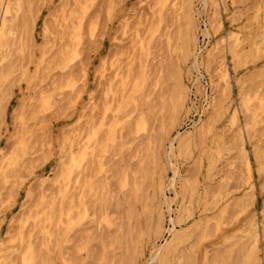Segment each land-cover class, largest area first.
Segmentation results:
<instances>
[{"label": "rangeland", "instance_id": "374dc122", "mask_svg": "<svg viewBox=\"0 0 264 264\" xmlns=\"http://www.w3.org/2000/svg\"><path fill=\"white\" fill-rule=\"evenodd\" d=\"M9 1L13 8L7 16L8 18L13 17L8 24V38H6L0 53V58H5L2 60L3 62L0 59V244L4 238L3 241H7V244L4 242L6 245L3 243L2 245L11 246L13 242L10 238H13L14 229L17 227L15 225L18 223L17 220L13 221L21 216L22 211H27V207L31 203L39 201L37 194L42 192L38 191L45 189V193L52 196L58 191V186L61 184L66 194L71 196L68 200L74 199L73 194L67 191L72 189L71 192H73L74 190L73 181L76 168L69 160L71 151L75 148L76 127L79 122H85L88 114L92 112V102L98 103L100 99H103L104 86L102 88V83L104 78L101 75L109 72V69H102L103 60L107 59L109 56L107 54L116 47L115 44L121 43L127 46V40H130L132 33L138 29L139 36L143 38L144 48L137 49L136 64L144 67L146 71L144 89L143 85H139L140 87L138 86L133 91L131 89L132 99L116 112L115 118L111 116L110 119V115H108V119L106 118L108 124L113 125L114 130L109 146L105 147V149L108 148V152L105 150L102 154L103 159L101 158L98 175L107 185H104V188L98 192L100 198L97 196L98 193L93 196L95 207L93 204L88 216H84L80 220L75 214L76 217L71 216L72 220L70 218L69 222H63V227L71 225L67 231V241L63 239V231L59 228L61 221L56 220L59 227H56L55 231L61 232L58 235L59 238L52 240L51 243L54 244H51L52 246L49 242L47 244V240L45 241L51 249L53 248L50 252L52 262L63 264L62 258L69 255L67 258L71 259L70 254H72V259L77 256L83 258L79 260L77 257L79 261L83 260L80 262L81 264L87 260L88 262L85 264H159L151 259L155 245L159 246L170 240L172 233L168 230L175 232L185 228L190 232L176 249L168 252L169 264H191L192 260V264H228L236 259L237 263L241 260L242 262L239 263L242 264L243 261L253 260L247 256V252L248 255L250 254L248 249L250 250L252 243L258 244L257 248L260 252H257L261 260L259 261L264 264V238L260 231L261 222L264 221L262 214L264 189L261 187V180L255 169L258 162L253 155L255 146L256 149L258 147L264 152V44L262 43V39H264V0H210L205 9H203L201 0H167L168 2L165 0H117V2H115L116 0H81L80 7L83 9V13L82 25L79 30L76 28L77 20L75 18L72 21H66L68 9L76 6L74 5L75 0ZM160 1L163 2V5ZM7 2L8 0H0V18L3 15L2 8L6 6ZM68 2L70 7L67 6ZM18 3L22 8H18L20 7ZM161 6L166 14V20L162 21L163 23L158 21L159 13H152V10L159 9ZM183 6L186 10L189 8V13L193 15L194 30L198 38L197 46L194 45L192 48L195 50L191 51L193 54L190 52L188 57L182 55L179 47L182 35L188 27H186L187 24L183 18L186 11ZM193 10L195 11L193 12ZM198 10H200L199 13ZM213 10L218 13L220 28H216L210 23V13L214 12ZM170 15L173 16V18L171 17L172 21ZM123 18H128L129 25L127 33L124 34L120 29ZM21 23L23 26L25 24L26 27H29H22ZM12 26L14 31L11 29ZM206 26L209 27L210 34L202 33V29H205ZM231 31L238 33L242 39L239 45L241 49L237 48L239 55L236 57H233L228 49ZM74 33L78 35V38L74 36ZM67 34L68 36H66ZM167 34L171 36L170 41H167ZM122 38L123 40H121ZM55 41H57L56 44ZM204 47L207 51L210 50V57L213 60L204 61L197 70L193 65L192 58L197 54L200 60L203 55L208 58L205 55ZM201 48L203 49L199 54ZM217 62L226 63L224 65H226L230 83L227 97L223 94L222 82L215 85L218 74L216 69L219 67ZM106 65L109 66L107 62ZM82 66L85 68L82 69ZM3 72H6V75ZM82 73H85L84 76L86 75V82L83 80ZM78 74L81 79L83 78L82 80ZM73 75H77L79 80L77 76ZM197 78L199 85L196 82ZM30 87L31 89H29ZM131 88L133 87L131 86ZM45 90L47 91L45 92ZM76 91H81V93L78 92L79 98H77V93H74ZM145 92L147 94L150 92V94L147 95ZM74 95H76V100ZM242 95L247 98L248 109L241 104ZM180 96H183V105L181 110L177 111L173 104ZM234 107L237 110V121L232 123L230 111ZM83 112L86 115L82 114ZM81 115L85 116L81 117ZM199 115L208 124L203 133L193 134L189 138L188 144H178V141L174 140L173 151L168 155L170 139L175 137L178 131L190 130L193 121H197ZM21 118L24 119V122L21 121ZM247 120L251 122L249 123L251 124L249 132L244 129V123ZM239 128H241V135L238 132ZM15 137L20 138H16L15 141ZM242 146L250 162L254 181L255 200L249 205L247 212L241 211V206L238 204L240 200L238 197L250 192L248 191L250 188L245 185L246 166L240 155ZM22 148H26V150ZM66 162L68 163L66 164ZM61 166L64 170L70 169L68 179L63 180ZM11 167L14 171L13 174L21 173V175H11L12 171H9ZM14 168L18 171L17 173ZM174 170L176 172L175 188L165 187L163 196L160 195L162 193L157 191L158 173L161 172L165 178H170L173 176ZM124 171L128 173L127 180L128 176L131 179L136 174V177L139 176L137 179L140 185H144V189L141 187L140 191L137 190V195L132 187L134 178L133 181L130 180L129 185L128 183L124 184ZM6 172L9 175L7 178H5ZM184 184L187 189L189 188L188 193L184 195V200L181 195L176 198L175 189L180 190ZM193 184L196 185L197 191L191 196L189 190H192ZM69 185L70 189H68ZM29 186L33 190H30ZM130 186L132 190L128 191ZM128 192H131V195L127 196ZM142 193H145L144 196ZM26 195L27 199L30 198L26 202L27 205L23 203L26 200ZM55 195L60 200L61 194L57 192ZM127 197L132 198H128L130 202ZM164 198L170 201L176 198L169 204L172 211L168 212L167 204L161 202ZM31 199L34 200L30 201ZM100 199L104 202L101 205L103 207L101 214L103 215H99ZM58 202L60 203V201ZM184 203L187 206L191 205L192 209L189 211L193 213L188 217L186 225L184 222H180L181 224H177L176 228H172L169 219L170 217L177 218L179 209ZM32 204L33 208L35 205ZM159 204L164 212L161 234L156 233L153 229L145 228L143 221L147 210ZM21 205L25 206H22L21 209ZM237 205L238 207L235 208ZM127 209H132L142 221L141 227L139 226L137 230L132 228L133 223L130 224L135 219L128 218ZM19 211L22 213L19 214ZM94 214L97 215V219ZM252 214L257 232L254 238L249 234H252V231L248 232V218L252 217ZM196 219L201 220H199L198 227L193 226V223L197 224L198 222ZM215 219L220 223V229L217 231ZM95 222L97 223L95 224ZM77 224L81 231L75 227ZM92 224L96 225L98 229ZM206 224L211 227H208L207 231L205 230L207 236L203 235ZM81 226L83 229L80 228ZM85 228L86 230H84ZM75 232L76 234H74ZM81 232L85 234L83 235ZM248 242L251 244L249 245ZM60 244H65V248L63 246L65 250L73 248L72 252L77 254L74 256L71 249L64 252L63 248L61 254L62 246ZM91 246L94 250L90 248ZM95 247H98L97 251ZM198 247L199 250L196 251ZM182 250L185 253H182ZM218 252L223 254L224 258L220 256L222 260L219 255L216 257ZM94 253L98 257H95ZM3 254H6V251L1 256ZM187 255L191 258L186 257ZM91 258L93 260H90ZM216 258L217 260L219 258V261H215ZM3 262L7 264L6 260ZM15 264L20 263L16 262Z\"/></svg>", "mask_w": 264, "mask_h": 264}, {"label": "bare ground", "instance_id": "6f19581e", "mask_svg": "<svg viewBox=\"0 0 264 264\" xmlns=\"http://www.w3.org/2000/svg\"><path fill=\"white\" fill-rule=\"evenodd\" d=\"M2 1V0H1ZM7 1V0H6ZM12 1H15V0H12ZM63 1V0H62ZM80 1L81 0H75L74 1V5H76L75 6V8H73L72 7V9L71 8H69L70 6H69V2H68V5L67 6H69L68 8V11H69V13H68V17H66V21H69V20H71L72 21V19L73 18H75L76 20H77V26H76V28L79 30V28L81 27V25H82V13H83V9L80 7ZM122 1V0H121ZM165 1H167V0H165ZM202 1V3H203V9H205V7H206V4H208V2L210 1V0H201ZM18 2V1H17ZM16 2V3H17ZM115 2H117V0L115 1ZM114 2V3H115ZM156 2V1H155ZM154 2V4L155 5H157L156 3ZM168 2V1H167ZM166 2V3H167ZM214 2V1H213ZM6 3V2H5ZM16 3H15V5H16ZM56 3V2H55ZM158 3H159V1H158ZM160 3H161V1H160ZM184 3V2H183ZM4 4V3H3ZM20 3H18V6H20V7H18V8H22L21 7V5H19ZM24 4V3H23ZM162 5H163V2L161 3ZM168 4V3H167ZM12 3L8 0V2H7V4H6V6H5V4H4V6L5 7H3L2 9H3V15L1 16V18H0V53L2 52L1 51V49H2V47L4 46V42H5V40H6V38H8L7 37V30H8V24H9V22H11V19H12V17L10 18H8V16H7V14L8 13H10L12 10ZM64 6H65V3L63 4ZM62 5V6H63ZM71 5V4H70ZM166 5V4H165ZM187 5V4H186ZM190 5V4H189ZM14 6V5H13ZM23 6V5H22ZM28 6V5H27ZM60 6V5H59ZM63 6V7H64ZM158 6V5H157ZM167 6V5H166ZM191 6V5H190ZM153 7V6H152ZM180 7V6H179ZM184 7V9H185V6H183ZM187 7H189V6H187ZM61 8V7H60ZM166 8V7H165ZM65 9H67V8H65ZM70 9H71V11H70ZM74 9H75V11H74ZM157 8H155L154 10H152V13H159L158 14V21H159V23L161 22V23H163L162 21H165L166 20V18H165V16H166V14H165V10L163 9V6H161L159 9H157ZM167 9V8H166ZM217 9V8H216ZM23 10V9H22ZM186 10V9H185ZM184 10V11H185ZM189 8L184 12V14H183V18H184V20H185V24H187L186 25V30L184 31V34L182 35V41H180L181 42V45L179 46L180 47V50H181V52L183 53L182 55H185V56H187L188 54H190V52L191 51H193V50H195V48L194 49H192L193 48V46L194 45H196V43H197V40H198V38H197V35L195 34L196 33V31L194 30V26H195V22H194V18H193V15L192 14H190L189 13ZM215 10V9H214ZM213 10V11H214ZM14 11H15V9H14ZM65 11V10H64ZM117 11V10H116ZM195 10H193V12H194ZM197 11V10H196ZM211 11H212V9H211ZM118 12V11H117ZM181 12H182V9H181ZM191 12H192V10H191ZM200 12V10H198V13ZM59 13V12H58ZM181 14V13H180ZM218 13H216L215 11L214 12H211L210 13V19H211V21H210V23L212 24V26H216V28H220V26H221V23H220V20H219V17H218V15H217ZM0 15H1V13H0ZM53 15V14H52ZM10 16V15H9ZM111 16H112V13H111ZM124 16H126V15H124ZM157 16V15H156ZM195 16V15H194ZM173 18V16H171L170 15V19H171V21H172V18ZM182 18V19H183ZM121 19V18H120ZM59 20V19H58ZM76 20H75V23H76ZM196 20V19H195ZM25 22H26V20H25ZM24 22V23H25ZM64 22H65V20H64ZM23 23V24H24ZM62 23V22H61ZM26 24V23H25ZM25 24H24V26H25ZM28 24H31V23H28ZM67 24H68V22H67ZM74 24V23H73ZM184 24V23H183ZM62 25V24H61ZM60 25V26H61ZM15 26H17V25H15ZM14 26V27H15ZM21 26L22 27H24L23 25H22V23H21ZM31 26V25H30ZM65 26H66V24H65ZM68 26V25H67ZM119 26V25H118ZM127 26H129L128 25V18H123V20L121 21V24H120V29H121V33L122 34H124V33H127ZM27 27H29V26H27ZM26 26H25V28H27ZM46 27V26H45ZM181 27H182V25H181ZM25 28L23 29L24 30V32H25ZM31 28V27H30ZM119 28V27H118ZM178 28H180V27H178ZM11 29L13 30V26L11 27ZM45 29V28H44ZM46 29H47V27H46ZM144 29V28H143ZM215 29V28H214ZM118 30V29H117ZM197 30V29H196ZM14 31V30H13ZM16 31V30H15ZM179 31H180V29H179ZM217 31V30H216ZM10 32V31H9ZM31 32V31H30ZM58 32V31H57ZM82 32V31H81ZM22 33H23V31H22ZM115 33H117V32H115ZM167 33H169V32H167ZM183 33V32H182ZM202 33L203 34H210V29H209V27H207L206 26V28L205 29H202ZM25 34H26V32H25ZM76 33H74V36L76 37V38H78V35H75ZM131 34V33H130ZM176 34H178V33H176ZM117 35V34H116ZM181 35V34H180ZM262 35V34H261ZM66 36H68V34L66 35ZM13 37H15V36H13ZM113 37V36H112ZM114 37H115V35H114ZM171 36H169L168 34H167V41H170L169 39H171L170 38ZM230 40H229V47H228V49H229V51H230V53L232 54V56L233 57H236V56H238L239 54H238V51H237V48H240V43H241V37L238 35V33H235L234 31H231L230 32ZM181 38V37H180ZM13 39V38H12ZM117 39V38H116ZM228 39V38H227ZM245 39V38H244ZM251 39V38H250ZM32 40V39H31ZM47 40V39H46ZM121 40H123V38L121 39ZM263 40V44H264V39H262ZM128 41V42H127ZM126 42H127V46L126 45H124V44H121V43H118V44H115V48L112 50V51H110L109 52V54H107V55H109L108 57H107V59H104L103 60V67H102V69H109V72H103L104 74H102L101 76L104 78V81H103V83H102V88H103V86H104V93H103V99H100L99 101H98V103H96V102H92V104H93V107H92V112L90 113V114H88V117H87V119H86V121L85 122H79L78 123V127H76V129H77V132L75 133L76 134V138H75V148L72 150V148H71V154H70V156H71V159L69 160V161H71V164L72 165H74L75 167L74 168H76V171L75 170H73V171H75V175H74V185H73V192H71V190H68L67 192H69L70 191V193H72L73 195L72 196H74L73 198L74 199H70V201L68 200L69 199V197H71V196H69L68 194H66V192H65V189L63 188V186L60 184L59 186H58V191H56V193L58 192L59 194H61V198H60V200H58V197L55 195L56 193H54V195H52V196H48V194L47 193H45V189H41L42 191H38V192H42V193H38L37 195L39 196V201L35 204H32V205H35V206H33V208H32V206H31V204L29 205L30 206V208H29V206L27 207L28 209H27V211L25 212V211H22V210H20V211H22V212H20L19 211V214L20 213H22L21 214V216H19V218H17V219H15L13 222H15L16 220L18 221V225L16 224H14L15 225V227H16V229H14V226H13V228H12V230L14 229V236H13V234H12V236H13V238H10V240H12V244H11V246H3L2 245V243L3 244H5L4 242H6V244H7V241H3L4 240V238H2L1 240V244H0V264L1 263H3V264H6L5 262H3V260H6V262H7V264H15L16 262H19L20 264H55V263H53L52 262V257H51V255H50V252L52 251V249H51V247L50 246H52V245H54V244H52L51 242H52V240L54 239H58L59 238V234L61 233V232H59V231H55V230H57V228L56 227H59V225H60V230H62L63 231V233H62V235H63V239L65 240V241H67L68 240V235H67V231L71 228V225L70 224H68L67 225V227H63V222L65 223V221L66 222H69V219L71 218V216L73 215L74 217H76V215H78V217H79V219L81 220V218L82 217H86V216H88V214L90 213V210H91V207L93 206V204H94V201H93V196H95V195H97V193L100 191V190H102L103 188H104V185H107V184H104L103 183V181H102V178H101V176L99 177V175H98V173H99V169L101 168V160L103 159L102 158V154H104L103 152L106 150V152H108V148L107 149H105V147L106 146H109V143L111 142V139H112V133H113V130H114V128H113V125H111V124H108V122L106 121V118L108 117V115H110V119L114 116V118H115V114H116V112L118 111V110H120V108L125 104V103H127L128 101H130L132 98H131V96L133 97V95L131 94V92H130V90L131 91H133L135 88H137L139 85H143V89H144V84H145V81H146V74H145V70H144V67H142V66H137V64H136V61H137V58H136V51H138L137 49L139 48V47H143L144 48V45H143V38L142 37H140L139 36V33H138V29H135V31H134V33H132V36H131V38H130V40H127ZM56 42L57 41H55V44H56ZM255 42V41H254ZM7 43V42H6ZM15 43V42H14ZM74 43V42H73ZM252 43H253V40H252ZM256 43V42H255ZM250 44H251V42H250ZM61 46H62V44H60ZM242 45V44H241ZM8 46V45H7ZM197 46V45H196ZM11 47V46H10ZM8 48V47H7ZM202 49L203 48H201L200 49V52H199V54L202 52ZM204 49H205V47H204ZM241 49V48H240ZM244 49V48H243ZM243 49H242V51H243ZM263 49H264V46H263ZM4 50H5V48H4ZM9 50H10V48H9ZM23 50V49H22ZM43 50H44V48H43ZM248 50H249V48H248ZM251 51V50H250ZM260 51H261V49H260ZM44 52V51H43ZM74 52H75V49H74ZM180 52V53H181ZM205 52H206V56L208 57V58H205V56L203 57L202 56V59L200 60L199 58H198V54L197 55H193L194 57L192 58L193 59V65L195 66V68L198 70L200 67V65L201 64H203L204 63V61H212L213 59L210 57V50H208L207 51V49H205ZM240 52V51H239ZM245 52V51H244ZM192 53V52H191ZM240 53H242V52H240ZM193 54V53H192ZM191 54V55H192ZM255 54V53H254ZM77 55V54H76ZM106 55V56H107ZM2 56V55H1ZM190 56V55H189ZM241 56V55H240ZM4 57V56H3ZM2 57V58H3ZM5 57H7V56H5ZM188 57V56H187ZM213 57V56H212ZM205 58V59H204ZM210 58H211V60H210ZM1 59V58H0ZM5 58H3V59H1V61L2 60H4ZM215 59V58H214ZM43 60V59H42ZM141 60V59H140ZM219 60V59H218ZM224 61V60H223ZM3 62V61H2ZM108 63L109 64V66H105V63ZM19 63V62H18ZM41 63V62H40ZM213 63V62H212ZM216 64H218V68L216 69V70H218V74H217V82L215 83V85L217 86L218 84H221V82H222V87H223V94L227 97V95H228V92H229V87H230V83H229V76H228V71H227V68H226V65H224V64H226V63H224V62H217ZM10 66V65H9ZM18 66V65H17ZM38 66H39V64H38ZM215 66V67H216ZM83 67L84 66H82L81 68L83 69ZM7 68V67H6ZM5 68V69H6ZM80 68V69H81ZM85 68V67H84ZM1 69H3L2 67H1ZM22 69V68H21ZM101 69V68H100ZM79 70V69H78ZM77 70V71H78ZM103 70V71H104ZM215 70V71H216ZM1 71H3V70H1ZM25 71V70H24ZM81 71V70H80ZM85 71V70H84ZM101 71V70H100ZM8 72V71H7ZM4 74L6 73V72H3ZM73 73H74V71H73ZM85 73H86V71H85ZM84 73V74H85ZM102 73V72H101ZM3 74V75H4ZM77 74V73H76ZM83 74V73H82ZM84 74H83V76H84ZM1 75V74H0ZM6 75V74H5ZM71 75H72V72H71ZM79 75V74H78ZM73 76H77V75H73ZM86 76V75H85ZM85 76L82 78L85 82H86V80H85ZM79 77H80V79H81V76L79 75ZM78 76H77V79L79 78ZM9 78V77H8ZM81 79V80H82ZM79 80V79H78ZM82 82V81H81ZM84 82V83H85ZM196 82L198 83V85H199V80H198V78L196 79ZM8 84V83H7ZM104 84V85H103ZM81 86V85H80ZM131 86L133 87V88H131ZM213 86H214V84H213ZM140 87V86H139ZM33 88V87H32ZM29 89H31V87L29 88ZM41 89V88H40ZM49 89V88H48ZM42 90V89H41ZM40 90V91H41ZM51 90V89H50ZM103 90V89H102ZM199 90V89H198ZM40 91H39V93H40ZM47 90H45V92H46ZM82 91V90H81ZM81 91H76V92H74V93H77L76 95L78 96L77 98H79V96L80 95H78L79 93L78 92H80L81 93ZM182 91H184V88H182ZM73 93V92H72ZM144 93V92H143ZM146 93V92H145ZM182 93V92H181ZM9 94V93H8ZM41 94V93H40ZM43 94V93H42ZM147 94V93H146ZM149 94H150V92H149ZM149 94H147V95H149ZM33 96H34V94H32ZM76 95H74V98H75V96ZM179 95V94H178ZM244 95V94H243ZM242 95V97H241V104L242 105H244L245 107H246V109H248L247 107H248V104H247V98L245 97V96H243ZM7 96V95H6ZM5 96V97H6ZM32 96V97H33ZM224 96V97H225ZM23 97V96H22ZM27 97V96H26ZM29 97V96H28ZM51 97V96H50ZM183 97V96H182ZM181 96L180 97H177V99L176 98H174V99H176V101H175V104H173L172 106L177 110V111H179V110H181V108H182V105H183V98H182ZM73 98V99H74ZM77 98H75V100L77 99ZM72 99V98H71ZM70 99V100H71ZM149 99V98H148ZM144 100V99H143ZM167 100V99H166ZM184 100H185V98H184ZM2 101V100H1ZM41 101V100H40ZM72 101V100H71ZM78 101V100H77ZM76 101V102H77ZM74 102V101H73ZM145 102H146V100H145ZM172 103H174V102H172ZM24 104V103H23ZM211 104V103H210ZM225 104V103H224ZM227 104V103H226ZM75 105V104H74ZM101 105V106H100ZM87 107V106H86ZM85 107V108H86ZM229 107V106H228ZM237 107V106H236ZM84 108V107H83ZM84 108V109H85ZM88 108V107H87ZM204 108V107H203ZM240 108V107H239ZM88 110V109H87ZM177 111H175V112H177ZM251 112V111H250ZM86 113H87V111H86ZM130 113V112H129ZM173 113V112H172ZM179 113V112H178ZM204 113V112H203ZM82 114H85L84 112L82 113ZM208 114V113H207ZM226 114V113H225ZM251 114H254V113H251ZM86 115V114H85ZM85 115H81V117L82 116H85ZM124 115V114H123ZM112 116V117H111ZM200 116V115H199ZM1 117V116H0ZM79 117H80V115H79ZM125 117V116H124ZM206 117V116H205ZM119 118H120V116H119ZM230 118H231V122L232 123H235L236 121H237V110H236V108L234 107V109H232L231 111H230ZM1 119V118H0ZM3 119V118H2ZM22 119V118H21ZM108 119V118H107ZM208 119H209V117H208ZM24 119H22L21 121H23ZM128 120H130V119H128ZM127 120V122H129ZM252 120V119H251ZM250 120V121H251ZM24 122V121H23ZM230 122V121H229ZM41 123V122H40ZM125 123V122H124ZM249 123H251V122H249L248 120L244 123V129L247 131V132H249L250 131V125L251 124H249ZM21 124V123H20ZM131 124V123H130ZM206 125H208L206 122H205V120H204V118L202 117V116H200L199 118H198V120L197 121H193V124L191 125V129L190 130H184V131H178L177 132V134H176V136L175 137H173V138H171L170 139V151L169 152H167L168 153V155H169V153L171 154V152L173 151V141L174 140H177L178 141V144H188L189 143V138L193 135V134H202L203 133V130L205 129V127H206ZM76 126H77V124H76ZM106 126V127H105ZM20 127H21V125H20ZM42 127V126H41ZM240 127V126H239ZM127 129V128H126ZM209 129V128H208ZM240 129L241 128H239L238 129V132H239V134L241 135V131H240ZM20 131V129L18 130V132ZM131 131V130H130ZM14 132H15V129H14ZM18 132H17V134H18ZM109 132V133H108ZM24 133V132H23ZM74 134V133H73ZM121 134V133H120ZM247 134V133H246ZM122 136V135H121ZM120 136V137H121ZM251 136V135H250ZM119 137V138H120ZM198 137V136H197ZM16 138H18V137H15V141H16ZM20 138V137H19ZM18 138V139H19ZM25 138V137H24ZM118 138V139H119ZM241 138V137H240ZM18 139H17V141H18ZM23 139V138H22ZM26 140V138L24 139V141ZM249 140V139H248ZM72 141V140H71ZM110 141V142H109ZM236 141V140H235ZM241 141H242V138H241ZM21 142H22V140H21ZM74 142V141H73ZM72 142V143H73ZM115 142V141H114ZM118 142V141H117ZM120 142H121V140H120ZM31 143H32V141H31ZM116 143V142H115ZM119 143V142H118ZM239 143V142H238ZM253 143V142H252ZM69 144V143H68ZM104 144H105V146H104ZM114 144V143H113ZM242 144V143H241ZM28 145V144H27ZM70 145V144H69ZM116 145V144H115ZM118 145V144H117ZM29 146V145H28ZM181 146V145H180ZM26 147V146H25ZM31 147V146H30ZM70 147H71V145H70ZM112 147H113V145H112ZM121 147V146H120ZM182 147V146H181ZM118 148V147H117ZM242 148V151H240L241 152V156H242V158L244 159V161L243 162H245V185L246 186H248L250 189L248 190V191H250V192H248L247 190V194L245 193H243L244 195H242L241 197L239 196L238 198H240V200L238 201V204H239V206H241V211H243V212H247L248 211V207H249V205H251L253 202H254V200H255V196H254V194H253V183H254V181H253V173H252V169H251V167H250V162L248 161V158H247V156H246V153L243 151V146L241 147ZM4 149V148H3ZM23 149V148H22ZM25 150H26V148H24ZM23 149V150H24ZM257 149H258V147H257ZM256 149V146H255V148H254V150H253V152H254V156H255V160L258 162V166H257V168H255L256 169V172H257V175H258V178L261 180V187L264 189V152H262V150H257ZM260 149H262V148H260ZM105 152V153H106ZM67 156V155H66ZM104 157V156H103ZM102 158V159H101ZM241 158V159H242ZM252 159V158H251ZM15 162V161H14ZM64 162V161H63ZM65 163V162H64ZM68 162H66V164H67ZM5 164V163H4ZM63 164V163H62ZM1 165V164H0ZM25 165V164H24ZM24 165H21V166H24ZM12 166V165H11ZM25 166H27V165H25ZM63 166V165H62ZM62 166H61V169H62ZM69 167H70V165H68ZM67 166V167H68ZM19 167H20V165H19ZM172 167V166H171ZM27 168V167H26ZM66 168V167H65ZM15 170H16V168H14ZM21 169V168H20ZM12 171L11 173V175H13V176H16L15 174H13V170H12V167H11V169H9V171ZM19 170V169H18ZM27 170V169H26ZM70 170V169H69ZM69 170H68V168H66V170H64V169H62V171H61V176H62V178H63V180L64 179H68V172H69ZM72 171V172H73ZM16 173L18 172L17 170L15 171ZM5 173V172H4ZM3 173V174H4ZM7 173L8 172H6V176H5V178H7V176H9V175H7ZM10 174V173H9ZM19 174V173H18ZM127 174L128 173H126L125 171H124V184H126V183H128V185L130 184L129 182H130V180H132L133 178H134V186H132V187H134V193L136 194L137 193V190H141L143 187H144V185L143 186H141L140 185V183H139V180L137 179V177L139 178V176L137 175V177H136V174H134V176L130 179L129 178V176H128V180H127ZM159 175H158V178H156L158 181H157V186H158V190L157 191H160V193H162V194H160V195H162L163 196V189L165 188V187H172V188H175V174H176V172H175V170L173 171V176H171L170 178H165L164 177V175H162V173L160 172V173H158ZM11 175H10V177H11ZM21 175V173L19 174V175H17V176H20ZM60 175V174H59ZM72 176V175H71ZM61 178V177H60ZM71 178V177H70ZM107 178V177H106ZM17 179V178H16ZM13 180H15L14 178H13ZM2 181V180H1ZM42 181V180H41ZM66 181V180H65ZM133 181V180H132ZM132 181H131V184H132ZM136 181H138V182H136ZM18 182H19V180H18ZM155 182V181H154ZM39 183V182H38ZM43 183V182H42ZM65 183V182H64ZM142 183V182H141ZM244 183V182H243ZM16 184H17V181H16ZM19 184V183H18ZM64 186H65V184H64ZM154 186V185H153ZM30 187V190L32 189L33 190V188L31 187V186H29ZM50 187V186H49ZM48 187V188H49ZM131 187V186H130ZM132 187L128 190V188H127V190L128 191H131L132 190ZM142 187V188H141ZM29 189V188H28ZM27 189V190H28ZM51 189H52V187H51ZM68 189H70V185H69V188ZM144 189V188H143ZM189 189V188H188ZM188 189H187V187H186V184H184L182 187H181V189L180 190H176L175 189V197L177 198V197H179L180 195L182 196V198H183V200H184V198H185V194L186 193H188L187 191H188ZM38 190H39V188H38ZM49 191V190H48ZM196 185L195 184H193V187H192V190H189V192H191V196H193L195 193H196ZM264 191V190H263ZM51 192V191H50ZM101 192H103V191H101ZM141 192H143V191H141ZM15 193V192H14ZM29 193V192H28ZM69 193V194H70ZM158 193V192H157ZM30 194V193H29ZM131 195V192L129 193L128 192V194H127V196L128 195ZM139 194V193H138ZM145 194V193H144ZM144 194L142 193V195L144 196ZM137 195V194H136ZM141 195V194H140ZM27 196V195H26ZM37 196V197H38ZM98 197H99V193H98V195H97ZM33 197V196H32ZM129 197H132V196H129ZM129 197H127V200L129 201V199H132V198H129ZM165 197V196H164ZM28 198V196L26 197V200L25 201H23V203H25V205H27V203L26 202H28L27 200H29V199H27ZM34 198V197H33ZM100 198V197H99ZM129 198V199H128ZM142 198V197H141ZM153 198V197H152ZM175 198V199H176ZM181 198V197H180ZM101 199H103L102 197H101ZM100 199V200H101ZM175 199H171V201H173V200H175ZM32 200H34V199H31L30 201H32ZM60 201V203L58 202V201ZM104 200V199H103ZM103 200H101L100 201V209H99V212H100V214L97 212V213H95V214H99V215H103V214H101L102 212H103V207H101V205L104 203L103 202ZM142 200H143V198H142ZM157 200H159V199H157ZM238 200V199H237ZM29 201V202H30ZM171 201L170 200H168L167 198H164L161 202H164V203H166L167 204V211L168 212H170V211H172V208L170 207V203H171ZM130 202V201H129ZM234 202L235 203H237L235 200H234ZM125 203H127L126 201H125ZM186 203V202H185ZM183 204L182 205V207L179 209L180 211H179V214H178V216H177V218H173V217H170V219H169V221L171 222V224H172V228H176L177 227V224H179L180 222H184L185 223V225H186V221H187V219H188V217H190L191 215H192V213L193 212H190L189 210L190 209H192L190 206H187L186 204ZM20 204H22V203H20ZM64 204H67V205H64ZM143 204V203H142ZM24 205V206H25ZM132 205V204H131ZM134 205V204H133ZM161 205H162V203H161ZM161 205L159 204V205H157V206H154V207H151V208H149L148 210H147V212L144 214V224H145V228H147V229H153V231L155 230L156 231V233H158V234H161L162 232H163V222H164V212H163V210H162V207H161ZM22 206L23 205H21V209H22ZM23 206V207H24ZM130 206V205H129ZM128 206V208H131V207H129ZM94 207H95V204H94ZM236 207H238V205L237 206H235V208ZM99 208V207H98ZM106 208V207H105ZM135 208V207H134ZM142 208V207H141ZM25 209H26V207H25ZM94 209H96V208H94ZM93 209V210H94ZM97 210V209H96ZM128 210V218L131 220V219H135V221L133 222H131L130 224L132 225V223H133V226H132V228L133 229H136L137 230V228H139V226L142 224V221L138 218V216H137V214H135V212L131 209V210H129V209H127ZM95 211V210H94ZM122 213V212H121ZM137 213V212H136ZM143 213V212H142ZM76 214V215H75ZM95 214H94V216H95ZM123 214H125V213H123ZM215 214H216V212H215ZM262 214H263V216H264V206H263V209H262ZM15 215H17V214H15ZM14 215V216H15ZM98 215V216H99ZM72 216V217H73ZM219 216V215H218ZM96 217V219H97V215L95 216ZM95 217H94V219H95ZM123 217V216H122ZM13 218V217H12ZM124 218V217H123ZM201 218V217H200ZM216 218V217H215ZM59 220V221H61V223L59 224V225H57V223H56V220ZM92 219V217L90 218V220ZM93 219V220H94ZM101 219V218H100ZM121 219V218H120ZM249 220H248V226H249V229H248V232H250V231H252V234L251 233H249L250 235H252V236H250V237H256V235H257V232H256V229H255V222H254V215L252 214V217L251 216H249V218H248ZM261 219V218H260ZM55 220V221H54ZM64 220V221H63ZM71 220H72V218H71ZM90 220H88L89 222H90ZM197 220V219H196ZM200 220V219H199ZM199 220H197L196 222H197V224H195V223H193L194 225L193 226H197L198 227V225L200 224V221ZM262 220H263V218H262ZM1 221V220H0ZM10 221H11V219H10ZM87 221V222H88ZM94 221H96V220H94ZM122 221V220H121ZM86 222V223H87ZM123 222V221H122ZM82 223V222H81ZM97 222H95V224H96ZM206 223H207V221H206ZM214 223H215V228H216V231L217 230H219L220 229V223L215 219L214 220ZM222 223H223V221H222ZM262 224H261V228H260V231H261V235H262V237L264 238V221H262L261 222ZM181 224V223H180ZM81 225V224H80ZM86 225V224H85ZM93 225V224H92ZM202 225V224H201ZM209 224H206L205 225V228L203 229L204 230V234L203 235H206L207 234V232L205 233V230L207 231V228L208 227H210V225L208 226ZM10 226V225H9ZM83 226H84V224H83ZM83 226H81L80 228H82ZM94 227H96V225H93ZM120 226V225H119ZM213 226V225H212ZM247 226V227H248ZM75 227H77L78 228V224L77 225H75ZM87 227H89V226H87ZM141 227V226H140ZM10 228V227H9ZM97 228V227H96ZM99 228H100V226H99ZM131 228V227H130ZM211 228V227H210ZM79 229V228H78ZM83 229V228H82ZM98 229V228H97ZM121 229V228H120ZM188 229V228H187ZM191 229V228H190ZM9 230V229H8ZM16 230V231H15ZM84 230H86V228L84 229ZM84 230H83V232H84ZM178 230V229H177ZM201 230V229H200ZM250 230V231H249ZM77 231V230H76ZM79 231H81V229H79ZM89 231V230H88ZM93 231V230H92ZM129 231V230H128ZM131 231H132V229H131ZM170 233H172V236L170 237V240L169 241H167V242H165V243H163V244H161V245H159V246H156L155 245V249H154V251H152L153 253H152V255H151V259L153 260V261H157L159 264H169V259H170V257H169V259H168V252H171L173 249H176V247L181 243V242H183L186 238H187V236H188V234H189V232H190V230L188 231V230H186L185 228H182V229H180V230H178V231H175V232H171L170 230H168ZM9 232V231H8ZM145 232V231H144ZM150 232H151V230H150ZM212 232V231H211ZM242 232V231H241ZM70 233V232H69ZM68 233V234H69ZM73 233V232H72ZM82 233V232H81ZM80 233V234H81ZM105 233H107V232H105ZM214 233V232H213ZM212 233V234H213ZM237 233V232H236ZM8 234V233H7ZM6 234V235H7ZM74 234H76V232L74 233ZM83 235L85 234V233H82ZM110 234V233H109ZM247 234V233H246ZM89 235H91V234H89ZM211 235V234H210ZM224 235V234H223ZM237 235V234H236ZM11 236V237H12ZM81 236V235H80ZM106 236H107V234H106ZM147 236V235H146ZM207 236V235H206ZM225 236V235H224ZM234 236V235H233ZM7 237L9 238V236L7 235ZM72 237V236H71ZM75 236H73V238H74ZM84 237V236H83ZM90 237V236H89ZM149 237V236H148ZM200 237H201V235H200ZM250 237H249V239H250ZM72 238V239H73ZM78 238V237H77ZM147 238V237H146ZM225 238V237H224ZM231 238V237H230ZM235 238V237H234ZM262 238V239H263ZM62 239V240H63ZM75 239H76V237H75ZM202 239V238H201ZM223 239V238H222ZM233 239V238H232ZM256 239V238H255ZM47 240V244H49L50 243V246H48L47 244H46V241ZM53 240V241H54ZM74 240V239H73ZM78 240V239H77ZM93 240V239H92ZM95 240V239H94ZM93 240V241H94ZM254 240V239H253ZM65 241L63 242V243H65ZM80 241H81V239H80ZM83 241H85L84 239H83ZM91 241V240H90ZM249 241V240H248ZM10 242V241H9ZM49 242V243H48ZM74 242V241H73ZM227 242H228V240H227ZM251 242V241H250ZM84 243V242H83ZM82 243V244H83ZM241 243V242H240ZM249 243V242H248ZM252 243V242H251ZM251 243H249V245L251 244ZM5 244V245H6ZM52 244V245H51ZM62 244V243H61ZM60 244V245H61ZM70 244V243H69ZM91 244V243H90ZM89 244V245H90ZM107 244V243H106ZM67 245V244H66ZM94 245H95V243H94ZM94 245H93V248H94ZM130 245V244H129ZM158 245V244H157ZM242 245V244H241ZM258 244H255V243H252L251 244V247H250V250L248 249V251H250L249 253V255H248V252H247V256H248V258H253V260H251L250 259V261H248L247 260V262H244L243 261V263L242 264H248L249 262H255L256 264H261V260L259 259V256H258V252L257 251H259L258 249L259 248H257L258 246H257ZM43 246H45L44 248H43ZM62 247H61V249L60 250H62V248H63V246H64V248H65V244L64 245H61ZM72 246V245H71ZM77 246V245H76ZM235 246V245H234ZM88 247V246H87ZM189 247V246H188ZM230 247V246H229ZM63 248V250H64V252H66V250H69V249H71V252L74 250L73 248H69V249H64ZM68 248V247H67ZM74 248H76L75 246H74ZM90 248H92V246L90 247ZM90 248H87L88 250L90 249ZM92 248V249H93ZM98 248V247H97ZM97 248L95 247V249H96V251H97ZM194 248V247H193ZM227 248V247H226ZM73 249V250H72ZM184 249V248H183ZM246 249V248H245ZM63 250H62V252H61V254L63 253ZM87 250V251H88ZM94 250V249H93ZM137 250V249H136ZM197 250H199V247L198 248H196V251ZM6 251V254H3L2 256H1V254L3 253V252H5ZM76 251V250H75ZM92 251V250H91ZM91 251H89V252H91ZM108 251V250H107ZM107 251H105L106 253H107ZM128 251V250H127ZM183 251V250H182ZM85 252V251H84ZM221 252V251H220ZM225 252V251H224ZM260 252V251H259ZM73 254H74V256H75V254H77V253H74V252H72ZM98 253V252H97ZM182 253H185L184 251L182 252ZM69 254H70V252H69ZM90 254V253H89ZM105 254V253H104ZM204 254H206V252H204ZM225 254V253H224ZM263 254V253H262ZM71 255V259L70 258H67L68 256H64L63 258H62V263L63 264H81L80 262L81 261H83V260H81V261H79L80 259H83L82 257L81 258H79L78 256V258H79V260L77 259V257L76 258H74V259H72V254H70ZM91 255V254H90ZM183 255V254H182ZM181 255V257H183ZM185 255V254H184ZM219 255V257L221 256V257H223V254H219V252H218V254L216 253V257ZM227 255H228V253H227ZM260 255V254H259ZM80 256V255H79ZM94 256H95V253H94ZM97 256V255H96ZM95 256V257H96ZM105 256H107V254H105ZM170 256V255H169ZM250 256V257H249ZM98 257V256H97ZM123 257V256H122ZM126 257V256H125ZM186 257H190L189 255H187ZM220 257V258H221ZM226 257V256H225ZM94 258V257H93ZM118 258V257H117ZM124 258V257H123ZM179 258V257H178ZM177 258V259H178ZM191 258V257H190ZM189 258V259H190ZM224 258V257H223ZM86 260L87 259H89V258H85ZM95 259H97V258H95ZM107 259V258H106ZM105 259V260H106ZM122 259V258H121ZM182 259V258H181ZM186 259H188V258H186ZM195 259V258H194ZM245 259H247V257H245ZM76 260H78V261H76ZM90 260H93L92 258L90 259ZM98 260V259H97ZM124 260H127V259H124ZM217 260V258L215 259V261ZM220 260H222V258L220 259ZM237 260V259H236ZM236 260H232V261H230L228 264H238L237 263V261ZM260 260V261H259ZM77 262V263H74V262ZM188 261V260H187ZM217 261H219V258H218V260ZM226 261H227V259H226ZM52 262V263H51ZM86 262H88V260L87 261H85V263ZM90 262V261H89ZM122 262H123V260H122ZM121 262V263H122ZM152 262V261H151ZM242 262V261H241ZM240 262V263H241ZM251 262V263H252ZM84 263V264H85ZM184 263H186V262H184ZM192 263H193V260H192ZM191 263V264H192ZM239 263V264H240ZM251 263H249V264H251ZM255 263H252V264H255ZM90 264V263H89ZM123 264V263H122ZM188 264V263H187ZM213 264V263H212ZM225 264V263H224Z\"/></svg>", "mask_w": 264, "mask_h": 264}]
</instances>
